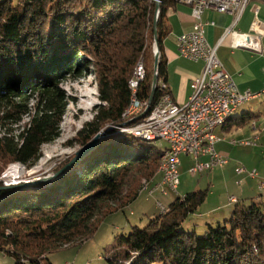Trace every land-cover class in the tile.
<instances>
[{"label":"trees","instance_id":"1","mask_svg":"<svg viewBox=\"0 0 264 264\" xmlns=\"http://www.w3.org/2000/svg\"><path fill=\"white\" fill-rule=\"evenodd\" d=\"M177 5L175 0H160L157 16L156 0L0 2V251L15 264H52L51 252L92 238L98 212L124 209L147 193L145 186L139 190L143 180H148V190L157 177L162 180L159 168L167 145L118 129L106 133L88 155L48 182L7 188L1 176L11 164L34 167L43 146L60 137L70 99L60 86L67 79L93 76L102 102L70 146L85 148L110 125L120 128L131 101L129 83L139 63L146 75L137 96L142 102L151 98L157 43L154 107L168 85L166 18ZM236 111L223 131L244 128L258 117L235 115ZM178 188L168 192L178 194ZM209 191L189 192L167 206L157 201L160 213L145 227L133 226L127 235L117 236L105 248L106 262L264 264V202L246 198V204L231 197L234 209L229 219L205 222L201 236L183 228Z\"/></svg>","mask_w":264,"mask_h":264},{"label":"built area","instance_id":"2","mask_svg":"<svg viewBox=\"0 0 264 264\" xmlns=\"http://www.w3.org/2000/svg\"><path fill=\"white\" fill-rule=\"evenodd\" d=\"M252 0H175L178 5L191 8L193 29L182 34L177 40V50L180 57L193 62H203L200 75L191 83V95L187 103H176L165 86V92L154 107H150L148 114L137 121L135 125L128 122L139 117L149 108V102H142L137 96L134 114H129L126 128L141 131L145 136H152L154 144L168 145L166 167L161 182L152 189L162 191L167 195L168 190L175 191L179 185V168L182 156H191L195 164L190 174L223 169L230 163L229 159L219 154L215 145L221 139L215 135L216 120L232 112L243 101H253L264 95V88L260 93L249 90H238L233 77L224 69L217 57V47L211 46L207 41L206 29L215 26L214 21H203V14L211 10L232 17L230 25L225 29L220 43L230 40L234 49H246L262 55L264 52L261 39L236 30V27ZM264 1V0H261ZM160 4V0H157ZM156 47H154V54ZM146 75L143 66L142 73L136 83V95L140 83ZM231 144L246 145V141L232 140ZM203 158H207L204 160ZM237 174L245 173L244 168H237ZM251 178L258 176L256 170L249 172ZM241 182L239 183V185ZM260 189L264 190V180L260 181ZM150 191L147 188V192ZM235 199H232L234 201ZM158 206L163 209L162 205Z\"/></svg>","mask_w":264,"mask_h":264},{"label":"rangeland","instance_id":"3","mask_svg":"<svg viewBox=\"0 0 264 264\" xmlns=\"http://www.w3.org/2000/svg\"><path fill=\"white\" fill-rule=\"evenodd\" d=\"M1 1L2 0H0V2ZM12 1L16 4L19 0ZM60 87L70 98L65 116L63 118V123L60 127V137L53 143L43 146L41 157L34 167L27 168L21 164L9 165L1 176V180L3 181L5 187H18L22 184L37 185L38 183L48 182L55 176H58L62 174V172L64 173L65 170L73 167L72 163L77 158V154L80 150H82V148H80L79 145L70 146V142H73L77 132L86 122L94 119L97 107H99L102 102L99 99V90L96 79L89 74L78 79H67ZM239 112L237 115H239ZM112 127L116 126L110 125L109 129L101 131L103 134L101 139L106 137V133L114 130L111 129ZM122 128L124 130L128 129L125 127ZM220 128L221 127H217V130H215V135H218L219 137L222 135ZM117 129L115 130L118 132L131 134V132L123 131L120 128ZM230 136L231 135H226L227 138H230ZM165 145V143L162 144V146ZM82 158H78L75 163ZM182 163L183 164L179 169V194H172L168 192L169 198L166 199L159 192L157 194L150 195L149 193L152 190L147 193H144L143 191V194H140L129 206L124 209L122 208L111 214L98 212L96 215V218H98V225L92 235V238L85 240L82 245H71L67 248H59L51 252L48 257L52 264H108L105 260V248L111 244L117 236L127 235L133 226H139L141 228L145 227L151 218L160 213V209L157 207V201H160L162 204L167 206L178 196L182 197L189 192L206 190L209 188L210 191L206 202L195 214H193V216L191 215V217L186 219L183 226L186 231H196L199 236L203 235L205 232V219L202 218V216H204L203 214H206L209 210L215 209L218 206L226 204L229 205L230 196H236L240 201L249 204L246 197H243L240 194V189L243 187L237 185L234 180H231L230 187L226 188L221 181L216 182V179L213 178L214 172L208 171L198 174L197 176H192L189 173V168L195 164L193 158H183ZM63 164H66V166L64 165L65 167L58 172L57 169H59ZM82 168L83 166L78 167L77 173H80ZM146 181L148 180H143L140 183V191L144 186L145 189L147 188L148 184H146ZM215 184L217 185V189H214ZM216 191V194H211ZM233 209L234 204H230L229 208L224 209V211L227 210L225 217L221 214H217L220 215V217L223 216L221 222H223L224 219L230 218V213ZM213 214L214 213L208 215L209 217L207 218H211ZM195 224L198 226L195 227ZM0 264H15V260L0 251Z\"/></svg>","mask_w":264,"mask_h":264},{"label":"crops","instance_id":"4","mask_svg":"<svg viewBox=\"0 0 264 264\" xmlns=\"http://www.w3.org/2000/svg\"><path fill=\"white\" fill-rule=\"evenodd\" d=\"M231 20L232 17L230 15L220 14L211 10L205 11L203 21H214L215 23V26H209L206 29L207 41L213 47L218 46L217 57L224 69L233 77L239 91L249 90L253 93H260L264 88V52L259 55L246 49H234L231 47L228 38L222 44H219ZM193 24L191 8L186 5H177L169 11L166 18V25L170 30L169 36L164 41L165 55L168 61L167 86L174 101L180 105L187 103L191 95V83L200 75L204 66L203 62H193L180 57L177 50L178 38L182 34L190 32L193 29ZM236 30L241 33L258 36L264 49V1H251ZM240 108L235 115L240 111L239 114L253 113L258 117L250 125L233 129L231 132H225L220 128L223 136L219 137L216 135L221 140L216 143L215 149L219 154L227 157L230 163L223 169H214L211 172H214L213 178L216 179V182L221 181L226 188L230 187L231 180H234L237 185L241 182L239 186L243 188L240 189V194L243 197L264 202V190L260 189V181L264 180V95L259 99L245 103ZM226 135H231L232 138L231 136L227 138ZM232 140L238 142L246 141L249 144L241 145L238 143L234 145L230 143ZM183 158L192 159L191 156H182L181 162ZM237 168H244L246 172L237 174L235 171ZM252 170H256L258 173L255 179L249 176V172ZM160 181L159 176L151 186H157ZM214 189H217L216 184ZM216 193L217 191L211 194L214 195ZM164 197L166 199L169 198L167 196ZM231 197L236 196L232 195L229 197V205ZM229 205L226 204L209 210V212L203 214L202 218L207 223L219 221L227 214V210L224 211V209L229 208ZM212 213H214L212 217L207 218ZM217 214L223 216L220 217Z\"/></svg>","mask_w":264,"mask_h":264},{"label":"bare ground","instance_id":"5","mask_svg":"<svg viewBox=\"0 0 264 264\" xmlns=\"http://www.w3.org/2000/svg\"><path fill=\"white\" fill-rule=\"evenodd\" d=\"M157 2V0H156ZM143 63H139L136 67V70H135V73H134V76L133 78L131 79L130 83H129V86H130V89L132 91V96H131V101H130V105L129 107L126 109V111L124 112L123 117L122 119L125 120L124 124L121 125V126H124L126 128V121H127V118L129 117V114H134L135 113V109H136V103H137V95H136V83L138 81V78L140 77L141 73H142V70H143ZM250 101H243V102H240V104H238L236 106V109H233L232 112H229L228 114L222 116L221 118H218L216 120V128L217 127H222L227 119L234 114V112L241 106H243L245 103H248ZM129 124V122H128ZM121 126L120 129H122L123 131H128V132H131V134H133L135 137H138V138H141L143 140H146L148 142H151L153 143V137L152 136H145L142 134L141 131H137L135 129H123ZM118 127H112L111 129H117ZM103 136L102 132H101V137ZM221 143V142H220ZM164 156L162 157L161 159V165H160V168H159V173H163L164 172V169L166 167V157L168 155V147H167V152L165 154H163ZM180 180V179H179ZM148 187V186H147ZM147 189V188H146ZM145 189V190H146Z\"/></svg>","mask_w":264,"mask_h":264},{"label":"water","instance_id":"6","mask_svg":"<svg viewBox=\"0 0 264 264\" xmlns=\"http://www.w3.org/2000/svg\"><path fill=\"white\" fill-rule=\"evenodd\" d=\"M158 13H159V4L157 3V16H158ZM157 21V20H156ZM156 47V51H155V61H154V71H155V74H154V78H153V86H152V95H151V98L149 100V108H147L143 114H141L139 117L129 121V124L133 123V122H137L139 120H141L142 118H144L148 112H149V109L151 107V104H152V100H153V96H154V93H155V89H156V85L158 83V73H157V68H158V60H159V48H158V45L156 43L155 45ZM101 139V133H98L94 140L92 141L91 144H89L88 146H86L85 148H82V150L79 151V153L77 154V158L73 161L72 164H74L78 158H82L84 157L85 155H87L90 151H92L98 144L99 140ZM72 166V165H71Z\"/></svg>","mask_w":264,"mask_h":264}]
</instances>
